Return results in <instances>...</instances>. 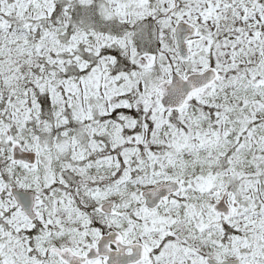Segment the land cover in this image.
<instances>
[{"label": "snow or ice", "instance_id": "6c2138e0", "mask_svg": "<svg viewBox=\"0 0 264 264\" xmlns=\"http://www.w3.org/2000/svg\"><path fill=\"white\" fill-rule=\"evenodd\" d=\"M0 264H264V0H0Z\"/></svg>", "mask_w": 264, "mask_h": 264}]
</instances>
